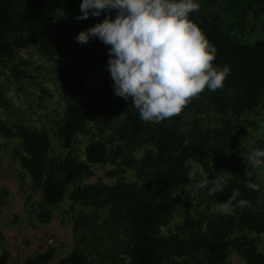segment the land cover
<instances>
[{
  "label": "trees",
  "instance_id": "obj_1",
  "mask_svg": "<svg viewBox=\"0 0 264 264\" xmlns=\"http://www.w3.org/2000/svg\"><path fill=\"white\" fill-rule=\"evenodd\" d=\"M219 1L230 19L225 27L199 11L192 13L190 20L215 49L214 66L229 67L224 87L214 92L205 89L179 114L160 123H146L128 101L114 95L106 67L109 46L99 40L83 46L76 41L81 31L90 28L88 19L76 20L80 10L68 5L62 19L54 23L58 0H0V62L13 59L16 50L33 41L42 57L64 59L58 82L68 96L55 133L59 152L53 153L46 133L22 124L11 127L0 119V135L20 141L19 164L32 187L39 190L41 206L56 207L67 199L76 205L108 210L111 220L123 226L127 257L123 264H227L231 253L238 254L245 264H264V241L258 237L264 234V186L258 181L259 169L264 167L254 168L247 159L254 148L264 149V141L244 151L238 137L227 129L209 134L199 127L184 132L181 126L183 115L206 105L218 114L234 117L264 106V39L242 42L237 38L250 13L255 17L264 13V0ZM115 14L113 10L112 17ZM91 68L104 74L103 84L93 90L86 85ZM2 94L0 86V100ZM81 94L88 99L78 102L76 98ZM109 109L122 120L108 139L88 142L83 148L84 161L80 160L75 152L76 138L85 132L89 121L104 116ZM144 145L152 150L134 159L132 153ZM207 148L214 149L210 157L214 167L223 168L229 162L230 177L221 185L222 190L209 195L207 189L204 196L211 202L224 203L234 191L240 195L230 206V214L204 225L189 212V197L176 191L193 181L188 163L203 156ZM125 151L128 155L123 158ZM109 162L114 166L108 173L113 183H81L93 175L91 166ZM128 169L140 171L139 184L124 178ZM249 183L259 185V190L247 187ZM240 200L246 201L244 207L239 206ZM177 205L185 208L182 221L164 236L161 229L171 219V207ZM245 232L256 236L249 237ZM2 243L0 232V249ZM54 255L55 249L48 247L27 258L24 264H49ZM8 259L9 252L2 250L0 264H6ZM61 264L88 263L76 247Z\"/></svg>",
  "mask_w": 264,
  "mask_h": 264
},
{
  "label": "rangeland",
  "instance_id": "obj_2",
  "mask_svg": "<svg viewBox=\"0 0 264 264\" xmlns=\"http://www.w3.org/2000/svg\"><path fill=\"white\" fill-rule=\"evenodd\" d=\"M81 2L82 0H58L54 23L62 19L66 6L72 5L80 10ZM197 3L199 12L206 17L216 18L221 27L229 23L230 19L223 12L219 0H197ZM104 18L105 14L90 17V27L102 22ZM237 38L242 42L264 39V13L258 17L250 13L244 30ZM63 63L62 58L42 57L33 41L25 48L16 50L13 59L0 62V86L3 92L0 119L7 126L22 124L46 133L52 142L53 153L59 152V141L55 133L68 101L67 94L58 82ZM103 82L104 74L95 68H91L86 74V85L90 90ZM87 99L85 94L76 98L78 102ZM121 120L120 115L109 109L104 116L89 121L85 132L76 138L75 152L78 158L84 161V146L93 139H108ZM181 126L184 132L199 127L209 134L216 129H227L238 137L241 148L248 151L255 142L264 141V106H259L253 113L234 117L218 114L206 105L183 115ZM115 144L119 145L118 142ZM212 145L215 142L212 141ZM150 150L152 147L144 145L132 153L133 158L139 159ZM213 151L214 149L207 148L203 156L188 163L194 173L193 181L176 191L182 197H189V212L204 225L208 220L231 213V209L224 213L218 212L216 206L221 202H211L204 196L207 189L214 187L210 181L217 178V175L225 173L224 183L230 177L229 162L223 168L213 166L210 158ZM19 152L20 141L17 138L0 135V232L3 235L0 252H9L6 264H24L27 258L48 247L55 249L54 258L49 264H61V260L76 247L84 253L88 264L127 262L123 226L111 220L108 210L76 205L67 199L56 207L44 208L40 205L39 190L32 187L29 176L19 164ZM127 155L125 151L123 158ZM91 169L93 175L82 180V184L113 183V178L108 174L114 169L110 162L91 166ZM258 173V181L264 186V169L260 168ZM124 178L139 184L142 175L140 171L128 169ZM201 184L205 187L200 188ZM261 207L264 210V192ZM184 210L183 206L171 207V219L161 229L162 235L166 236L175 230L182 221ZM245 235L256 236L247 232ZM258 237L264 241V234ZM227 264L245 263L238 254L231 253Z\"/></svg>",
  "mask_w": 264,
  "mask_h": 264
},
{
  "label": "clouds",
  "instance_id": "obj_3",
  "mask_svg": "<svg viewBox=\"0 0 264 264\" xmlns=\"http://www.w3.org/2000/svg\"><path fill=\"white\" fill-rule=\"evenodd\" d=\"M198 11L197 0H82L77 21L105 18L75 39L81 46L93 40L109 46L106 67L114 95L137 109L143 122L160 123L205 89L223 88L230 74L229 67L214 66L215 49L190 20ZM247 159L254 168L264 167V149L254 148ZM224 174L210 181L209 195L222 190ZM247 187L259 190L257 184ZM239 195L234 191L216 210L227 212Z\"/></svg>",
  "mask_w": 264,
  "mask_h": 264
}]
</instances>
